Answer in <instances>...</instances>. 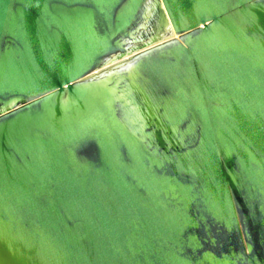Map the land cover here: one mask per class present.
<instances>
[{
	"label": "water",
	"instance_id": "1",
	"mask_svg": "<svg viewBox=\"0 0 264 264\" xmlns=\"http://www.w3.org/2000/svg\"><path fill=\"white\" fill-rule=\"evenodd\" d=\"M0 264H264V0H0Z\"/></svg>",
	"mask_w": 264,
	"mask_h": 264
},
{
	"label": "bare ground",
	"instance_id": "2",
	"mask_svg": "<svg viewBox=\"0 0 264 264\" xmlns=\"http://www.w3.org/2000/svg\"><path fill=\"white\" fill-rule=\"evenodd\" d=\"M126 57V56H125Z\"/></svg>",
	"mask_w": 264,
	"mask_h": 264
}]
</instances>
